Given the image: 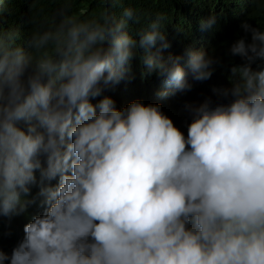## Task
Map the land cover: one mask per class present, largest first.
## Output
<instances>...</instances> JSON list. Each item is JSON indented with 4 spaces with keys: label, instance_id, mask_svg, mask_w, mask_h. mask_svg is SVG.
Here are the masks:
<instances>
[{
    "label": "clouds",
    "instance_id": "1",
    "mask_svg": "<svg viewBox=\"0 0 264 264\" xmlns=\"http://www.w3.org/2000/svg\"><path fill=\"white\" fill-rule=\"evenodd\" d=\"M245 1L0 0V216L33 186L43 209L0 264H264V26L225 35ZM194 82L216 100L185 135Z\"/></svg>",
    "mask_w": 264,
    "mask_h": 264
},
{
    "label": "trees",
    "instance_id": "2",
    "mask_svg": "<svg viewBox=\"0 0 264 264\" xmlns=\"http://www.w3.org/2000/svg\"><path fill=\"white\" fill-rule=\"evenodd\" d=\"M139 0H136L138 3ZM167 4L175 6L174 0H160ZM127 3V0H125ZM256 0H246L238 9V13L241 15V19L239 23L231 30L227 31L225 35L231 36L233 38H237L239 35H245L240 28V24L247 20L253 26H264V11H260L255 7ZM176 7V6H175ZM149 11H151L149 9ZM173 10L172 18H178V15ZM220 52V55L213 54V56L220 59L221 63L216 65V70L212 76H215L214 88H222V87H230L231 86V67L233 65H239L242 63L241 59L232 61V59L225 55L219 46H216L213 50V53ZM261 60L257 59L251 65L253 70L257 69V64L260 63ZM211 76V77H212ZM203 82H194L193 88L190 91H186L181 105H182V124L184 128L185 135L187 134V125L191 122V117L186 110V105H199L206 98H211L213 101L216 100L215 95L212 90L209 93L202 92ZM196 97V101H195ZM196 102V103H195ZM38 176V173H37ZM54 185L55 183L51 181ZM39 188L37 186H33L31 189V193L29 195V199L35 198V203L28 206L25 213L14 216L11 218L0 216V251H4L9 256L11 255L12 249L17 246V244L23 239V227L24 225L31 219L33 215L39 214L43 209L40 206V201L42 197L38 195ZM7 264V262H6Z\"/></svg>",
    "mask_w": 264,
    "mask_h": 264
}]
</instances>
